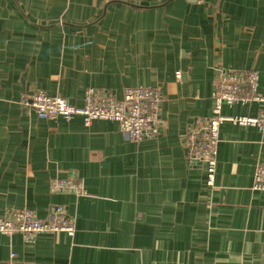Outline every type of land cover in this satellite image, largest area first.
I'll return each instance as SVG.
<instances>
[{"label": "crops", "instance_id": "1", "mask_svg": "<svg viewBox=\"0 0 264 264\" xmlns=\"http://www.w3.org/2000/svg\"><path fill=\"white\" fill-rule=\"evenodd\" d=\"M220 66L257 71L264 97V0H0V217L62 206L75 222L72 237L0 234V264H264V130L221 126L212 188L183 147ZM139 87L164 96L161 133L141 145L117 123L26 106L35 90L81 107L90 89ZM70 177L86 195L51 192Z\"/></svg>", "mask_w": 264, "mask_h": 264}, {"label": "built area", "instance_id": "2", "mask_svg": "<svg viewBox=\"0 0 264 264\" xmlns=\"http://www.w3.org/2000/svg\"><path fill=\"white\" fill-rule=\"evenodd\" d=\"M177 73V79H181ZM215 93L211 116L197 119L187 129L184 136V150L190 164L206 167L207 185L214 187L220 128L230 122L242 127L264 130V109L254 117H225L224 106L264 105V97L259 93V74L255 70H232L223 66L215 70ZM164 96L158 89L129 88L118 99L112 93L90 89L83 100V106H75L60 96H50L43 90H35L26 106L33 109L40 120L72 121L83 119L90 127L95 121L117 123L127 139L137 145L157 139L163 120L161 107ZM256 189L264 191V163L258 167L255 177ZM51 192L59 195H86L82 183L77 178L53 179ZM75 234V222L64 207L51 206L46 218L42 219L31 210L9 212L0 217V234L4 236L22 235L26 241H35L43 234Z\"/></svg>", "mask_w": 264, "mask_h": 264}]
</instances>
